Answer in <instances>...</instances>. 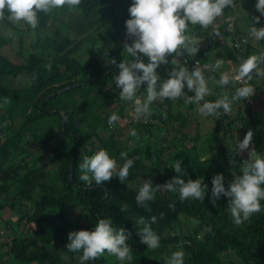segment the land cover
Returning <instances> with one entry per match:
<instances>
[{"label":"trees","instance_id":"1","mask_svg":"<svg viewBox=\"0 0 264 264\" xmlns=\"http://www.w3.org/2000/svg\"><path fill=\"white\" fill-rule=\"evenodd\" d=\"M106 3L125 6L129 18L131 0H81L74 8L80 15L87 16L90 11ZM255 3L256 0H238V6L225 8L221 17L216 18L217 23L221 21L218 24H211L207 28L190 25L186 34L192 39H208L212 32H219L222 38L235 36L231 49L227 44L218 46L227 59L236 62L233 48L241 41L240 38L247 36L243 26L245 18H242L252 13V22L253 17L259 16ZM72 9L65 6L48 13H38L39 23L35 29L27 25V29L20 30L10 22L15 30L13 33H19L18 42L22 46L20 53L25 52V36L30 43L35 42L32 45L34 50L26 53L22 64L12 63L0 55V98H8V103L0 99V136L3 137V140L0 139V211L8 207L11 215H17L19 220L26 221L25 224L30 221L35 224L32 237L30 233L25 241L11 243L10 251L6 253L10 258L8 264H45V261L49 264H80V254H73L66 248L67 234L71 231L94 230L100 218L109 217L115 228H125L129 234L127 243L132 251L130 264H165L171 251L178 250V246L185 252V264H264V201H261L260 212L237 226L227 211L228 198L221 196L215 204L209 199L212 176L222 173L227 187L233 175L240 174L241 162L230 165L225 159L222 161V156L206 158V148L187 145L189 136L182 128L191 118L182 112L180 104L185 102L189 107L194 104L184 98L165 99L160 102L159 112L153 111L146 119L125 117V105L131 102L120 100L119 89L114 81L111 83L112 76L118 74L114 66H105L97 57H89L80 62L70 57L68 51L65 52L67 54L60 53L64 49L73 50L74 46L69 37L74 29L67 24V17H64L66 20L63 22H58L52 32L56 33L60 24L64 26V31L59 30L60 35L64 36L63 44L58 49L45 45H52L50 41L45 42L41 38L42 34H48L47 22L58 17V21L63 20V16L73 13ZM5 19L0 26V49L11 40L10 36H5ZM229 24L234 26L233 30H229ZM261 25H264V17L255 26ZM76 33L80 34L78 30ZM248 51L245 48V54ZM113 52L115 54L112 53L111 57H115L118 63L122 59H131L126 56L121 59V52ZM202 53L198 51L196 55ZM238 53L242 55L244 52ZM186 56L178 59L181 62ZM170 70L171 65L166 64L158 68L157 72L161 79H166ZM216 70L212 71V76L219 80L221 76ZM24 76H27V81L22 87L13 88L9 85L13 78L22 82ZM252 80L248 82L252 83ZM143 87L140 92L146 91ZM232 87L231 81L221 89L234 95L236 90ZM184 91L188 96L194 95L187 89ZM216 98L212 95L205 97L213 102ZM114 102L121 104L113 112L110 106ZM236 102L231 112L219 118L213 116L222 125L217 130L220 135L216 132H198L191 136L192 141L201 142L204 139L211 142L214 148L222 150L223 144L227 143V147L231 148L238 138L242 141L251 130L253 139L249 150L264 154V117L255 116L247 109L249 107L240 105V101ZM114 113L119 117L113 122L115 128L118 126L116 124L126 122L124 125L127 128L130 126V130H145L141 146L126 149L127 146H122L114 137L108 126L109 118ZM174 121L179 123L176 129L178 137L159 139L151 132L152 127H161L160 132L169 133L168 126H172ZM101 131L106 135L101 136ZM34 137L37 138L36 143L42 146L41 150L49 141L62 138L55 147L48 150V162L42 160L45 158L43 154L33 156L32 159L26 156L25 152ZM100 149H106L118 165L123 163L121 153L127 151V158L138 157L129 170L128 181L122 184L114 176L103 186H84L79 180V163L84 156H91ZM163 152H167V156L165 160H160ZM179 160H182L186 181L189 178L194 180L204 177V183L209 186L204 200L181 201L178 193L160 189L146 207L137 205L135 196L140 187L137 179L143 176L144 171L146 174L152 173L154 187L162 185L176 175L172 165ZM124 204H127V209L120 212ZM153 216L156 217L155 223H151ZM139 217L149 221L159 236L160 247L157 249H148L147 245L140 243L137 232L142 225L136 224ZM209 228L211 231L207 230ZM72 256L77 259L75 263H72ZM93 264H120V261L106 253L104 257L94 260Z\"/></svg>","mask_w":264,"mask_h":264},{"label":"clouds","instance_id":"2","mask_svg":"<svg viewBox=\"0 0 264 264\" xmlns=\"http://www.w3.org/2000/svg\"><path fill=\"white\" fill-rule=\"evenodd\" d=\"M80 2L81 0H0V26L4 24L1 18H6L8 21L5 33L8 27L13 31L12 22L16 26L21 25L23 29H27V25L35 29L39 23L38 13H48L65 6L71 10ZM236 6L238 0H131L128 8L129 18L125 21L126 37L131 43L126 40L123 46V51L131 59H122L118 63L115 57H109L108 49L104 50L102 59L105 66H114L118 70V74L112 76L111 83L114 81L116 88L119 89L120 100L133 101L144 85L145 97L142 101L135 99L134 102L135 118H148L151 115L150 105L154 101L164 102L165 99L178 98L198 104V112L203 117L219 118L222 114L231 112L233 101L241 102L253 95L255 88L248 81L252 80L253 72L257 76H264V70L260 67L264 64V55H250L244 60L233 79L245 83L239 82L241 87L236 89L231 99L224 96L214 102L205 99L210 94L207 73L218 69L222 61L217 59L215 64L196 61L190 71L187 64H181L178 59L185 55L193 58L199 51L196 40L186 34L190 25L207 28L224 13L225 8ZM255 9L259 16L252 18L250 36L261 41L264 40V25L260 27L255 25L260 24L261 17H264V0H256ZM233 20L234 17L231 18V23ZM233 27L231 24L228 26L229 30H233ZM216 35L220 36V33L216 32ZM166 64L171 65V70L167 72L166 79H161L157 69ZM216 83L221 86L228 85L230 78L223 74ZM185 89L194 95L188 96ZM0 99L8 103L7 97ZM118 118L114 113L108 123L111 125ZM130 134L135 136V129L130 130ZM252 139L253 132L249 130L240 141L237 150L239 152L248 150ZM120 155L123 163L119 166L117 160L110 157L106 149H100L91 156H84L79 163L81 173L79 180L87 188L103 186L114 176L120 183H125L128 181L129 170L133 168L138 157L127 158V153ZM239 167L240 174L233 175L227 187L224 175L214 174L210 181L209 196L213 204L221 196L228 198L227 211L237 226L249 221L255 213L261 211V201H264V154L252 149L248 153V158L243 160ZM172 170L176 175L162 185L154 187L151 178L143 180L135 196L137 205L146 207L148 202L155 199V193L160 189L178 193L181 201L204 200L209 192V186L204 183L203 176L194 180L189 178L186 181L184 178L186 174L182 171V160L175 162ZM126 209L127 204H124L119 210L123 212ZM155 220V216L151 217V223H155ZM25 222L19 220L17 215H11L8 207L0 211V248L7 249L4 253L6 264L10 259L6 253L10 251L11 243L25 241V237L30 233L32 237V227L35 224L32 221L30 224ZM151 223L144 217H139L136 224L142 227L137 235L140 237V243L147 245L148 249L155 250L160 247V238L152 229ZM207 230L211 231V228ZM128 239L129 234L125 228H115L110 217L100 218L95 223L94 230L69 232L66 248L69 252L80 254V264H93L94 260L104 257L106 253L115 256L120 264H130L132 251L127 243ZM165 264H185L183 249L178 246V250L166 258Z\"/></svg>","mask_w":264,"mask_h":264},{"label":"rangeland","instance_id":"3","mask_svg":"<svg viewBox=\"0 0 264 264\" xmlns=\"http://www.w3.org/2000/svg\"><path fill=\"white\" fill-rule=\"evenodd\" d=\"M73 9H72V12L75 14L71 13L70 15L68 14L67 16H65L67 17L66 18L67 24L74 29L72 30V34H70L69 36L74 44L73 50L64 49L62 50V52H60L61 54H67L70 52L69 54L70 57L77 58L79 59L80 62L87 60L89 57H97L102 62H104L102 59V56H103V52L105 49L109 50V57L115 54L113 51L121 52V54L123 55L121 59L124 56L127 57V55L123 51V46L126 40L129 44L131 43V40L127 39L126 33H125V21L128 19V16H126V12H125L126 11L125 6H113L111 4L106 3L94 9L93 11H90L87 16L80 15V13L77 12L75 8ZM251 15L252 13L249 15V17L247 18L245 17V20L249 24L251 23L250 21ZM66 19L63 18L62 21ZM1 20L4 21V18H1ZM5 20L7 22V19ZM52 20L53 19H50L47 22L46 32L48 31V34L47 35L42 34L41 38L45 42L50 41L52 43V45H50L49 43H45V45L52 46L55 49H58V46L63 44V38H64L63 35H60L61 32H59V30L64 31L65 28L62 24H60L58 26L57 32L52 33L54 32L53 30L55 29L56 24L59 22L58 19L53 20V21ZM219 22L221 21L219 20ZM218 23H217V20H215L212 25H215ZM17 28L20 30L23 29L21 25H18ZM77 30L79 31L80 34L76 33ZM13 31L15 30L13 29ZM13 31H11V27H8V29L6 28L5 36H10L11 40L8 44L4 45L0 49V55L8 58L12 63L22 64L24 63V58L26 57V53L34 50L32 48V45L35 44V42L30 43V41H28V38L25 36L23 39L25 41L23 44L24 45L23 49L25 52L21 54L20 52H21L22 46L20 47L19 42H18L19 33L14 34ZM222 32H225V31L223 30ZM245 32L247 36H245L244 38H240L241 41L236 43L233 48L234 55H236L237 57L236 62H234L233 60L227 59L225 57L226 55L224 54L222 48L219 47L221 46V44H227L228 47L231 49L232 48L231 42L233 39H235V36L231 35L230 38H225V37L222 38L220 36H217L216 32H212L208 39H199V38L194 39L196 40L198 44L199 51L204 52L202 53L203 55H195L193 58L190 56H186L181 61V64L186 63L187 66L189 67V70L191 71L196 61H200L201 63L207 62L209 64L211 63L215 64L217 59H219L222 61V63H221V66L216 70L217 74L220 76L223 74H227L230 78V82L231 81L233 82L232 88L236 90L237 88H239V85H238L237 80L233 79V77L235 76L236 71L239 68L240 64L244 60H246L250 55H257V56L264 55V40L257 41L255 38L251 37L250 28L246 30ZM237 40H238V37L236 38V41ZM117 46L119 48L116 49ZM245 48L249 50L247 54H245ZM71 51H73L72 54H71ZM240 51H243L244 53L242 55H239L238 52ZM260 67L262 70H264V64H261ZM207 77H208V86L210 88L209 95L217 97L216 99L222 98L224 96H227L229 97V99H231V96L233 95V93L230 91H224L223 89H221L222 86L216 83V81L218 80L212 76V71L209 72V74H207ZM254 78L255 80H252V83L249 82V84H251L255 88L253 95L249 99L239 102V104L243 105L246 108L249 107L247 109H250L255 114V116L258 115L260 117H264V76H257L255 72H253L252 79ZM21 80L22 82H19L16 80V78H13V81L11 80L9 81V85L13 88L22 87L25 81H27V76H24L23 79ZM145 95H146V91L144 92L138 91L134 100L130 101L131 103H128L127 105H125L123 116L132 117L134 119H137L133 116L134 102H135V99H140L142 101ZM236 103H237L236 101H233L232 105ZM120 104L121 103L119 102H114L113 104H111L110 110L113 112L116 111L119 108ZM192 104H194L193 107H189L188 104L185 102L180 104L182 106V112L185 113L187 117L191 118L190 121L186 124V126L182 128V131L189 136V141H187V145L189 147L196 146L197 148H200V149L206 148V152L204 155L206 158L213 157V156L216 157V155L222 156L223 158L222 161H224L225 159V161L230 165L236 164L237 162L242 163L243 160L248 158V153L251 150L248 149L244 152H239L237 150L239 143L241 141L239 138L237 139L236 143H234V145L231 146V148L227 147L228 145L227 143L223 144L224 149L222 150H219L218 148H214V146L211 145L212 144L211 142L206 141L204 139H202L201 142L192 141L191 136L192 137L195 136V134L198 132L209 133V134L216 132L220 135L221 133L217 130L218 129L220 130V128L222 127L220 122L217 119H215V117L201 116L198 112L199 105L196 103H192ZM196 105H197V109H196ZM159 107H160V101H154L150 105V112L151 113H153V111L159 112ZM143 119L145 118H141V120ZM198 120L200 121V123L198 122ZM125 123L123 122L121 123V125L116 124L118 125L117 128H115V125L113 126V123L111 125L108 124V126H109V129L113 131L112 133H114V137L121 142V145L127 146L126 149H132L134 147L141 146L144 142V137L146 133L145 130L144 129L140 131L135 130L136 135L132 136L130 134L129 124H128L129 127L127 128L125 127L126 125ZM178 124L179 123L174 121L172 126L169 125L168 126L170 128L169 133L160 132L162 130L161 127H158V128L152 127L151 132L153 133V135H155L156 138H159V139H162L164 137H167V139L171 137H178L179 134L176 132V129L178 128ZM172 129H174L175 131ZM236 132L237 131H235V134ZM99 133L101 136L106 135L103 131ZM234 137L236 139V135ZM34 138L35 139L32 138V141L30 142L28 149L25 152L26 156L31 158L33 156L43 154L45 155V158H43L42 160L47 161V162H48V159L50 160L49 157L47 158V156L49 155L48 150L51 149L52 147H55L57 145V141L60 142L62 140V138H58V140H55V141L51 140L48 142L47 146L44 147V150H41L42 146L38 145L36 143L37 138L36 137ZM0 139L3 140V137L0 136ZM166 156H167V152H163L160 156V160H165ZM232 161H235V163H232ZM151 175L152 173L146 174L144 171L143 176L137 179V181L140 182V186L142 185L143 180L151 178L152 177ZM6 250H7L6 248H0V264H6V259H5L6 255L4 254ZM172 252L173 251H171V253ZM65 255L68 256L69 254L65 253ZM73 259H75V261ZM71 260H72V263H75L77 261L75 256H72ZM44 263L49 264L48 261H45Z\"/></svg>","mask_w":264,"mask_h":264},{"label":"crops","instance_id":"4","mask_svg":"<svg viewBox=\"0 0 264 264\" xmlns=\"http://www.w3.org/2000/svg\"><path fill=\"white\" fill-rule=\"evenodd\" d=\"M245 17H243L242 19H244ZM245 30H248L250 28V24L244 19V25Z\"/></svg>","mask_w":264,"mask_h":264},{"label":"built area","instance_id":"5","mask_svg":"<svg viewBox=\"0 0 264 264\" xmlns=\"http://www.w3.org/2000/svg\"><path fill=\"white\" fill-rule=\"evenodd\" d=\"M229 25H230V24H229ZM238 81H239L240 83H242V84L245 83L244 81H240V80H238Z\"/></svg>","mask_w":264,"mask_h":264}]
</instances>
